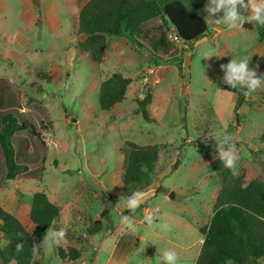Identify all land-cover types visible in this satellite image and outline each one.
<instances>
[{"label":"rangeland","instance_id":"1","mask_svg":"<svg viewBox=\"0 0 264 264\" xmlns=\"http://www.w3.org/2000/svg\"><path fill=\"white\" fill-rule=\"evenodd\" d=\"M86 2L0 0V128L2 117L13 112L19 121L32 123L44 142L27 131L17 133L16 162L30 171L14 181H4L0 148V205L30 234L35 192H45L62 208L51 231L64 229L66 235L51 247L45 239L42 255L35 258L40 264H104L113 238L126 227L142 238L129 264H167L163 254L169 250L177 253V264H195L204 238L200 230L211 221L222 188L210 164L233 144L235 175L246 182L264 178V81L249 95L246 87L224 81L231 60L247 59L256 78L264 76V40L247 19L238 28L208 23L210 31L191 46L157 18L142 26L143 47L127 32L106 36L105 55L97 65L80 49L87 38L79 33ZM237 11L252 15L251 8L240 5ZM115 72L132 83L122 103L102 111L101 84ZM148 94L153 123L136 114ZM128 142L160 149L152 185L138 191L148 197L135 210L125 206L130 196L122 179ZM144 212L152 213L151 221L137 224ZM124 216L131 227L122 223ZM99 220L100 232L88 235ZM6 245L0 223V248ZM71 248L80 258L61 261L58 250Z\"/></svg>","mask_w":264,"mask_h":264},{"label":"trees","instance_id":"2","mask_svg":"<svg viewBox=\"0 0 264 264\" xmlns=\"http://www.w3.org/2000/svg\"><path fill=\"white\" fill-rule=\"evenodd\" d=\"M76 1H87L79 14V33L87 36L80 49L97 65L102 63L105 55L106 36L119 37L127 32L139 47H143L140 41L146 40L147 35L142 26L157 18H161L164 25L177 28L180 32L178 38L185 44L201 40L210 31L203 0ZM253 21L263 41L264 26ZM178 62L182 71L184 61ZM131 83L132 79L120 72L106 78L99 93L101 110L108 112L122 103ZM245 90L238 95L237 110L242 107ZM152 98L148 94L140 101L136 111L149 123L155 122L147 109ZM21 131H27L42 141V134L36 127L28 121H19L16 113L9 112L2 117L0 148L7 167L4 181H14L30 171L28 165L16 162L13 139ZM159 151L158 145L126 143L122 179L130 197L134 192L146 190L152 185V173L159 161ZM209 168L222 178V188L216 198L211 221L200 230L204 238L195 264H259L264 259V178L246 182L243 175L236 176L233 170L226 168L220 156ZM62 212V208L53 203L45 192H35L30 212L35 229L30 234L15 216L0 205V223L7 241V245L0 248V264H40L35 258L42 255L45 239ZM101 226L102 222L95 221L87 229L88 235L100 232ZM17 244L23 245L22 250H17ZM33 245L37 246L36 254H33ZM58 256L61 261H76L80 258V252L73 248L67 253L59 249Z\"/></svg>","mask_w":264,"mask_h":264},{"label":"clouds","instance_id":"3","mask_svg":"<svg viewBox=\"0 0 264 264\" xmlns=\"http://www.w3.org/2000/svg\"><path fill=\"white\" fill-rule=\"evenodd\" d=\"M214 5V7H212ZM237 5H240L241 8L245 10L251 8L252 15L250 17H245L238 13ZM207 12L209 13L206 17V22L210 24H222L226 23L231 28L242 27L243 23L247 19L255 20L258 24L264 26V0H248V4H244V0H209V4L206 5ZM223 12V17L216 18L217 13ZM222 70H225L224 66H221ZM257 72L253 69H249L247 59H243L239 62L231 60L226 68V76L224 77L225 83L231 87H236L241 85L246 87L248 91L245 95H249L251 92H254L257 88L260 87L262 81H264V76L257 79ZM229 137L226 136L225 139ZM221 161L224 163V166L230 170H233L235 174V165H236V155H235V145L230 144L227 151H223L220 155ZM148 197L147 192H134L130 198L125 200V206L128 209L135 210L141 202L146 200ZM122 223L132 226V221L129 217H122ZM66 232L64 229L59 231H51L49 236L46 237V240H50L51 244H59L60 241L65 237ZM23 245L17 244V250H22ZM37 246L33 245V254L37 252ZM163 259L167 264H177L178 255L174 251H166L163 254Z\"/></svg>","mask_w":264,"mask_h":264},{"label":"crops","instance_id":"4","mask_svg":"<svg viewBox=\"0 0 264 264\" xmlns=\"http://www.w3.org/2000/svg\"><path fill=\"white\" fill-rule=\"evenodd\" d=\"M16 138H17V133L14 136L13 144L16 141ZM0 164H1V161H0ZM2 175L6 177L7 167H6V174L3 172ZM77 214L78 213L75 212L72 214V216L75 218ZM142 216H143L142 219L140 221H137V224H142L145 221H151L150 216H152V213L144 212ZM147 217H149L150 220H146ZM99 221L102 222L101 220ZM141 239L142 238H140L137 234H135L130 228L126 227L119 234H117L116 237L113 238L112 240L113 244H111V250L109 251L108 258L106 259V262L104 264H129V261L131 260V256L135 251L134 249L138 248V245ZM202 243H203V240H202Z\"/></svg>","mask_w":264,"mask_h":264},{"label":"water","instance_id":"5","mask_svg":"<svg viewBox=\"0 0 264 264\" xmlns=\"http://www.w3.org/2000/svg\"><path fill=\"white\" fill-rule=\"evenodd\" d=\"M244 26L251 28L253 25H252V24H249V23H245ZM218 29H222V30H223L224 27L218 26ZM174 32H175V34H176L178 37L180 36V32L178 31L177 28H174ZM197 41H198V40L193 41V42L191 43V46H194V44H195ZM183 93H184V92H183ZM169 198H170V199H174V198H175V195H174V194H170V195H169ZM146 220H150V218L147 217Z\"/></svg>","mask_w":264,"mask_h":264}]
</instances>
